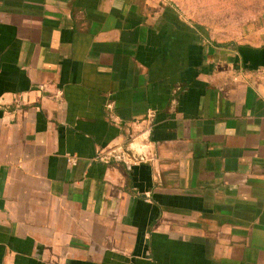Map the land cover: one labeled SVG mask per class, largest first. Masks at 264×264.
<instances>
[{"label": "crops", "instance_id": "crops-1", "mask_svg": "<svg viewBox=\"0 0 264 264\" xmlns=\"http://www.w3.org/2000/svg\"><path fill=\"white\" fill-rule=\"evenodd\" d=\"M261 14L0 0V264H264Z\"/></svg>", "mask_w": 264, "mask_h": 264}, {"label": "rangeland", "instance_id": "rangeland-1", "mask_svg": "<svg viewBox=\"0 0 264 264\" xmlns=\"http://www.w3.org/2000/svg\"><path fill=\"white\" fill-rule=\"evenodd\" d=\"M190 24L215 40L241 38L243 29L264 12V0H166Z\"/></svg>", "mask_w": 264, "mask_h": 264}, {"label": "built area", "instance_id": "built-area-1", "mask_svg": "<svg viewBox=\"0 0 264 264\" xmlns=\"http://www.w3.org/2000/svg\"><path fill=\"white\" fill-rule=\"evenodd\" d=\"M96 158L107 164L111 162H122L129 165L134 162L144 161L146 157L144 154L134 156L130 146L125 148L120 144H111L99 150Z\"/></svg>", "mask_w": 264, "mask_h": 264}]
</instances>
